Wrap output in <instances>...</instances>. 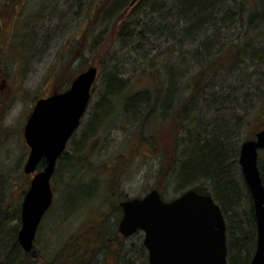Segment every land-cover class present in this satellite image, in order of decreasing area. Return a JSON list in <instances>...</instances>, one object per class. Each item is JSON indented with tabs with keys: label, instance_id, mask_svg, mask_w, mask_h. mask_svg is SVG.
<instances>
[{
	"label": "rangeland",
	"instance_id": "rangeland-1",
	"mask_svg": "<svg viewBox=\"0 0 264 264\" xmlns=\"http://www.w3.org/2000/svg\"><path fill=\"white\" fill-rule=\"evenodd\" d=\"M113 2L115 0H0V191L4 207L10 213L3 220L4 230L18 223L10 218L11 212L21 206L32 178L24 171L30 152L24 127L36 100L69 88L74 78L90 66L98 68L92 98L81 125L57 162L51 179L53 204L35 240L39 255L56 264H150L144 233L139 231L130 237L120 233L118 226L123 211L119 210V205L155 188L165 200L192 188L184 189L174 176L179 168V157L183 155L184 149H178V141L184 131L181 132L172 119L161 124L150 119L145 132L152 142L140 140L136 129L140 125L137 126L134 117L122 114L115 101L104 112L101 110V121L91 129L96 111L102 107L100 98L110 73L127 79L131 85L133 81V88H139L149 86L167 66L177 69L178 65L187 72L197 59L190 53L187 58L180 57L181 46L176 41L184 37L177 32L175 19L144 10L149 11L155 0H139L126 9L122 6L117 10L113 9ZM258 4L255 0L247 3L248 6ZM261 8L263 6L256 7V11ZM123 19L131 25L136 22L142 25L149 20L155 29L159 28L158 23H164L172 30L157 36L149 33L144 38L137 34L122 38ZM256 21L260 22L258 29L252 30L248 24L243 28L248 32L252 30L254 35L259 33L254 59L248 60L244 68H236L237 72L221 71L215 83V90L225 89L241 95L242 104L248 89L264 90L263 82L258 80L264 70V21L260 18ZM217 27H210V37L186 42L183 48L196 49L207 39L216 40L215 46L217 39L225 42L246 31L238 34L239 29L232 28V24L224 25L226 30L217 31ZM142 29L140 26L138 32ZM29 42L33 43L24 50ZM219 58L223 60L219 65L226 68L229 62L230 66L228 54L213 61L217 63ZM180 80L182 87L184 83ZM252 95L255 99L256 94ZM249 101L254 103V109L260 99L257 104L256 99ZM242 111L243 105L233 103L220 114L234 120L235 113ZM217 112L207 115L216 119ZM261 123L264 124L263 114L246 118L234 138L235 145L241 149L242 142L252 137ZM260 155L259 162L264 168V150ZM249 207L243 196H239L237 215L235 211L229 214L232 227L249 229ZM230 241L236 242L233 235L229 236ZM232 248L236 259H240L237 245Z\"/></svg>",
	"mask_w": 264,
	"mask_h": 264
},
{
	"label": "trees",
	"instance_id": "trees-1",
	"mask_svg": "<svg viewBox=\"0 0 264 264\" xmlns=\"http://www.w3.org/2000/svg\"><path fill=\"white\" fill-rule=\"evenodd\" d=\"M253 1L155 0V5L153 6V3L151 8L149 7V11L146 8L144 10L148 13H158L160 16L163 14V17L176 20L175 28L184 37L176 41V43L179 41L178 43L181 46L180 51L182 53L180 57L187 58L190 53L191 56L197 58L194 60L195 64H192L187 72L178 65H176L177 69L173 66H167L161 72L162 75L150 83L151 85L148 84L149 86L144 85L139 88L137 86L133 88V81L131 85L127 82V79L110 73L106 80V89L100 98L99 104L102 103V107L97 109L91 128L93 130L99 123L98 120L101 121V110L104 112L107 106L115 101H118L117 104L122 114L130 118L134 117L137 126L140 125L139 128H136L139 131L140 140L146 139V141L152 142L145 132L146 123L150 119H156L160 121V124L172 119L180 131H184L183 138L178 141V149H184L182 151L183 155L179 157L177 162L179 168L174 176L178 184L183 186L184 189L190 186L199 192L211 193L222 207L227 220L229 264H249L256 249L257 223L254 204L238 161L240 147L235 145L234 138L239 134V128L245 124L246 118L255 114L264 115V90L260 87L257 91L248 89L252 91L250 93L256 94L255 104L260 99L259 104L252 109L254 103L249 100L255 99L253 98L254 95L249 94V91L243 95L242 104L241 95L238 96L235 92L225 91V89L215 90V83L218 82L221 71H225L226 74L237 72L236 68H244L247 66V61L254 59L253 56L256 55L254 45L258 44L256 38L259 33L254 35L252 30L259 27L260 22H257L256 19L260 18L264 21V0H255V3H259L258 6L247 5V3ZM132 2L133 0H115L112 6L116 10L122 6L126 9L130 4L132 5ZM262 6L263 9L256 11V7ZM123 15L124 12L121 17ZM122 22V38L134 34L144 38L149 36V33L157 36L160 33L163 34L165 30L170 31L171 29L166 28L164 23H158L159 28L155 29L156 27L153 23L150 24L149 20L144 21L142 25L138 22L131 25L130 22H126L124 19ZM181 23L183 25L179 27ZM226 24H232L234 26L232 28L237 27L239 29L238 34L246 30L243 28L247 24L252 27V30L250 32L246 30L240 36L233 35L232 39H229L230 41L222 42L221 39H217L215 46L213 43L216 40L207 39L205 43H202V46L196 49L183 48L186 42H195L200 39L199 37H210V34H212L211 26L218 25L219 27L216 29L219 31L226 30L224 28ZM140 26L144 29L138 32ZM243 35L248 37L243 38ZM20 39V42L23 43L22 38ZM32 43L29 42L24 45V50L28 49ZM209 43L211 45L207 46ZM224 53L229 55L231 62L230 66L228 62L226 68L219 65L223 62L221 58L217 63L213 61L214 58L223 56ZM199 66L201 68L198 70ZM196 69L198 71H195ZM178 70L190 74L187 76L182 73L183 71ZM262 74L263 76L258 80L264 84V70ZM250 75L252 74L250 73ZM180 79L184 83L182 87ZM251 79L252 76L249 80ZM212 90H215L214 93H212ZM187 91H190V93ZM233 103L243 105V111L240 114L235 113L236 118L234 120L220 114L222 110L230 107ZM234 109L236 110V108ZM253 110L255 111L253 112ZM216 111H218L216 119L208 117L207 114L210 115ZM197 116H200V118L197 119ZM257 128L254 135L249 138L246 137L245 140L254 138L256 133L264 128V124H259ZM136 129L134 128L133 131ZM44 164L43 161L39 165V169H42ZM260 168L264 178V168L261 164ZM29 185L30 183L28 187ZM25 193L26 191H24ZM239 196H243L244 201L249 203L250 206L248 230H243L242 227L234 228L230 223L231 216L229 214L237 209ZM3 200L0 191V264H56L54 261H48L46 258L41 257L35 246L28 252L20 245L17 238L21 223L20 205L14 212H11L10 216L13 221L16 219L18 223L9 226V230H4L3 220L5 216L9 217L10 213H7ZM118 208L122 211L121 205ZM235 213L237 215L236 211ZM231 235L236 239L233 244L231 241L229 242V236L231 237ZM232 245H237L240 259L238 257L236 259L234 256ZM107 246L108 244L104 248H107Z\"/></svg>",
	"mask_w": 264,
	"mask_h": 264
},
{
	"label": "water",
	"instance_id": "water-1",
	"mask_svg": "<svg viewBox=\"0 0 264 264\" xmlns=\"http://www.w3.org/2000/svg\"><path fill=\"white\" fill-rule=\"evenodd\" d=\"M137 0H133L134 4ZM98 68L90 66L70 87L36 101L24 128L30 153L24 171L32 175L21 205L18 241L25 251L34 248L40 224L51 208V179L67 143L80 127L89 106ZM264 149V128L242 142L239 164L252 195L257 223V244L249 264H264V180L259 152ZM42 169H38L42 162ZM119 231L125 237L144 232L150 264H229L227 222L211 193L190 188L173 200L163 199L158 188L143 197L124 200Z\"/></svg>",
	"mask_w": 264,
	"mask_h": 264
}]
</instances>
